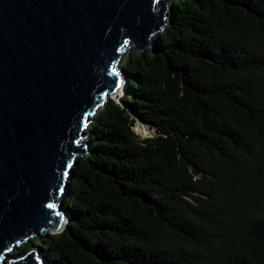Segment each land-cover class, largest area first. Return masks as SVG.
I'll return each mask as SVG.
<instances>
[{
	"label": "trees",
	"instance_id": "1",
	"mask_svg": "<svg viewBox=\"0 0 264 264\" xmlns=\"http://www.w3.org/2000/svg\"><path fill=\"white\" fill-rule=\"evenodd\" d=\"M85 129L48 264H264V0H174ZM136 123L154 133L142 139Z\"/></svg>",
	"mask_w": 264,
	"mask_h": 264
},
{
	"label": "water",
	"instance_id": "2",
	"mask_svg": "<svg viewBox=\"0 0 264 264\" xmlns=\"http://www.w3.org/2000/svg\"><path fill=\"white\" fill-rule=\"evenodd\" d=\"M170 2L0 0V264H47L9 252L64 230L57 199L87 154L83 128L124 89L125 52L153 49Z\"/></svg>",
	"mask_w": 264,
	"mask_h": 264
},
{
	"label": "rangeland",
	"instance_id": "3",
	"mask_svg": "<svg viewBox=\"0 0 264 264\" xmlns=\"http://www.w3.org/2000/svg\"><path fill=\"white\" fill-rule=\"evenodd\" d=\"M173 1H174V0H171L170 5L172 4ZM165 28H166V27H165ZM164 30H165V29H164ZM164 30H163V31H164ZM163 31H162V32H163ZM160 33H161V32H160ZM154 38H155V37H154ZM153 40H154V39H153ZM130 51H131V49H130V50H127V51L125 52V54L122 56L121 61H120V65L123 63L125 57L129 54ZM123 94H124V93H122V95H121V93H120L119 95H114V96L110 97L109 99H112V100L118 101L121 97H123ZM94 114H95V113H94ZM94 114L92 115V117L94 116ZM92 117H90V118H92ZM86 128H87V127H86ZM133 131L135 132L136 135H138V136H139L140 138H142V139L153 138V136H154V133H153L152 131H149V130L147 129V127H145L144 125L142 126V125L139 124V123H136V124L134 125V127H133ZM83 132L85 133V130H83ZM86 141H87V136H86V134H85V137H84V139L81 141V143L84 145ZM86 151H87V147H86ZM83 157H84V155L81 156V154H80V155L76 156V157L73 159L72 165H71V167L69 168V175H70V173H71L72 168L77 164V161H78L79 159L83 158ZM68 180H69V176H68V179L65 181L66 184H67V181H68ZM65 189H66V187H65ZM65 189L62 191V195H63ZM62 195H61V197H58V199H57V200H59V203H60L61 207H62L61 201H62V198L64 197V195H63V197H62ZM45 236H46V234L43 235L42 238H44ZM16 250H18V248H16ZM16 250H14V252H16Z\"/></svg>",
	"mask_w": 264,
	"mask_h": 264
},
{
	"label": "bare ground",
	"instance_id": "4",
	"mask_svg": "<svg viewBox=\"0 0 264 264\" xmlns=\"http://www.w3.org/2000/svg\"><path fill=\"white\" fill-rule=\"evenodd\" d=\"M122 73H123V71H122ZM122 80L124 81V89L120 92L121 93V95H122V93H124V91H125V89H126V85H127V82H126V79H125V77H124V74L122 75ZM143 126V125H142ZM87 146V145H86ZM64 194H65V191H64ZM67 220H68V214L66 213V221H65V223H64V226L66 227V222H67ZM65 229V228H64ZM63 232V231H62ZM47 234H49V233H47ZM50 234H52V233H50ZM32 239V238H31ZM31 239H29V240H31ZM28 240V241H29ZM27 241V242H28ZM27 242H25V243H27ZM25 243H23V244H25ZM12 252V251H11ZM11 252H9V255H10V253ZM46 261V260H45ZM46 263L48 264V262L46 261Z\"/></svg>",
	"mask_w": 264,
	"mask_h": 264
}]
</instances>
